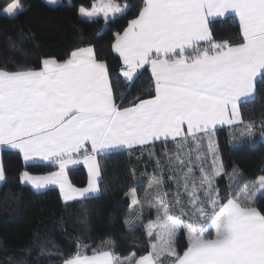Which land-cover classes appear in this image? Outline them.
Here are the masks:
<instances>
[{
    "label": "snow or ice",
    "instance_id": "1",
    "mask_svg": "<svg viewBox=\"0 0 264 264\" xmlns=\"http://www.w3.org/2000/svg\"><path fill=\"white\" fill-rule=\"evenodd\" d=\"M132 8L128 0H96L90 9L81 6L79 15L89 22L102 17L106 31ZM22 11L21 0L0 7L9 18ZM226 14L238 20V43L213 38L211 25ZM111 48L122 61L123 92L91 45L63 61L44 58L39 69L0 68V146L18 150L26 164L46 161L58 169L22 172L21 181L34 189L58 185L65 203L88 199L101 191L98 155L156 141L175 148L164 153L175 187L171 200L159 159L144 199L135 189L128 193L138 206L125 220L129 230L139 227L145 204L157 209L156 220L144 226L145 254L121 258L106 240L87 255L89 245L77 243L63 264H264V207H257L264 205V175L248 181L236 168L227 173L215 141L217 125L242 123L252 134L255 122L242 120L239 104L254 96L258 77L264 80V0H142L122 32L114 33ZM145 66L154 95L122 107ZM81 158L88 183L76 188L68 169ZM222 175L230 180L224 195L216 185ZM6 179L0 162V183ZM185 233L180 252L177 240Z\"/></svg>",
    "mask_w": 264,
    "mask_h": 264
},
{
    "label": "trees",
    "instance_id": "2",
    "mask_svg": "<svg viewBox=\"0 0 264 264\" xmlns=\"http://www.w3.org/2000/svg\"><path fill=\"white\" fill-rule=\"evenodd\" d=\"M95 1L61 0L52 5L45 0H21L24 11L13 18L0 15V68L39 69L44 58L63 61L76 48L91 45L97 58L107 62L114 84H119L116 91H125L128 85L120 76L122 61L111 44L114 33L122 32L127 21L138 12L142 0H128L133 3L132 10L106 31L102 17L89 22L79 15L81 6L91 7ZM9 2L0 0V7ZM119 2L123 4L126 0ZM211 28L217 42H240L234 15L217 19ZM141 71L122 107L130 106L136 97L147 99L154 95L150 68L145 66ZM117 103H120L118 94ZM240 110L244 122H255L252 134L246 133L242 123L221 126L215 130V141L225 171L231 173L236 168L250 181L264 175V123H261L264 121V80H257L255 96L242 102ZM166 151H175L171 141L167 145L157 141L145 147L137 146L131 152L121 150L98 155L101 191L88 199L65 203L58 188L37 191L20 179L24 171L43 174L54 171L55 166L26 164L20 153L3 149L2 164L7 179L0 185V264H63L76 251L77 243L89 245L83 251L90 255L106 240L113 242L112 250L121 258L133 252L137 256L145 254L148 237L144 226L156 220L157 209L145 204L139 227L129 230L125 220L134 218L138 206L132 207L128 193L135 189L137 197L144 199L159 159L164 168V187L171 190L169 200L172 199L175 187L167 179L170 173ZM68 174L73 185L87 184L88 174L83 165L69 168ZM229 183L227 175L216 180L221 195L226 194ZM177 246L180 252L186 248V233L177 240Z\"/></svg>",
    "mask_w": 264,
    "mask_h": 264
},
{
    "label": "crops",
    "instance_id": "3",
    "mask_svg": "<svg viewBox=\"0 0 264 264\" xmlns=\"http://www.w3.org/2000/svg\"><path fill=\"white\" fill-rule=\"evenodd\" d=\"M45 1H47V0H45ZM60 2V0H58V3ZM96 2V1H95ZM94 2V3H95ZM85 8H91V7H85ZM229 15H234V14H226V16H229ZM224 18V17H223ZM48 58H51V57H48ZM151 70V69H150ZM259 79V77L257 78V80ZM257 82V81H256ZM255 93H256V83H255ZM255 93H254V96H255ZM253 96V97H254ZM252 97V98H253ZM251 99V98H250ZM242 103V102H241ZM240 103V104H241ZM240 104H239V108H240ZM240 113H241V110H240ZM241 118H242V115H241ZM221 126H228V125H217L216 126V128H218V127H221ZM157 142V141H156ZM86 147L89 149V151H90V148H91V146H90V144L89 145H86ZM137 147V146H136ZM10 149L8 146H6V145H4V146H0V162H2V150L3 149ZM10 150H12V151H14V152H18L19 153V151L18 150H15V149H10ZM98 160V159H97ZM25 162V161H24ZM28 163H48V162H46V161H37V162H28ZM79 165H83L84 166V168L86 169V171H87V174H88V168H87V166L82 162V158H81V163L80 164H78V165H75V166H79ZM75 166H70L69 168H71V167H75ZM58 169L56 168L54 171H57ZM54 171H52V172H54ZM50 173V172H49ZM49 173H43V174H32V173H30V174H32V175H47V174H49ZM68 180L70 181V178H69V174H68ZM71 182V181H70ZM24 184H28V185H30L31 186V184H29V183H27V182H23ZM87 183H88V181H87ZM71 184H72V182H71ZM0 185H1V183H0ZM73 185V184H72ZM74 187H76V188H84V187H87V184L85 185V186H83V187H77V186H75V185H73ZM32 187V186H31ZM49 187H56V188H58L59 190H60V188H59V186L58 185H49V186H47L46 188H43V189H39V190H37V189H35V190H37V191H41V190H45V189H47V188H49ZM33 188V187H32ZM34 189V188H33ZM60 193H61V191H60ZM98 193H96V194H94V195H97ZM61 197H62V195H61ZM62 200H63V197H62ZM78 200V199H77ZM64 201V200H63ZM65 202V201H64ZM91 255V254H90Z\"/></svg>",
    "mask_w": 264,
    "mask_h": 264
},
{
    "label": "rangeland",
    "instance_id": "4",
    "mask_svg": "<svg viewBox=\"0 0 264 264\" xmlns=\"http://www.w3.org/2000/svg\"><path fill=\"white\" fill-rule=\"evenodd\" d=\"M61 1V0H60Z\"/></svg>",
    "mask_w": 264,
    "mask_h": 264
}]
</instances>
